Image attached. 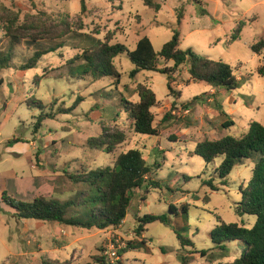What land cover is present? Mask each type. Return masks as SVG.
<instances>
[{
    "label": "rangeland",
    "instance_id": "obj_1",
    "mask_svg": "<svg viewBox=\"0 0 264 264\" xmlns=\"http://www.w3.org/2000/svg\"><path fill=\"white\" fill-rule=\"evenodd\" d=\"M154 1L159 10L143 0H86L87 9L81 12V0H0V264H182L181 256L187 264H229L245 249L244 243L234 241L222 250L211 232L219 217L249 228L255 224V216L237 211L240 186L250 181L255 163L237 165L222 184L215 173L221 158L207 163L195 149L205 139L241 137L252 121L264 124V75L259 71L264 67V47L260 53L252 48L264 40V0ZM41 11L68 15L74 33L60 42L39 44L15 42L6 35L4 26L12 13L23 23L27 14ZM180 12L184 18L179 24ZM242 22L241 38L232 41ZM176 30L182 49L229 63L242 87L211 89L206 82L190 81L188 65H183L173 76L172 92L167 74L142 70L132 76L136 66L127 52L114 60L120 77L81 74L82 53L97 40L120 42L133 51L147 35L160 52ZM52 46L56 48L36 67L22 70L38 49ZM5 56L10 60L3 65ZM159 65L172 67L174 61L159 57ZM140 83L157 95L153 112L158 136L135 133L128 119L123 100L139 101ZM197 96L200 99L189 108L183 106ZM216 102L227 115H221ZM42 113L52 117L34 132ZM229 119L235 124L223 127ZM103 124L127 135L114 153L88 144L90 137L103 132ZM132 148L143 152L152 168L150 177L161 180L162 186L134 189L120 226L85 229L18 215L14 200L33 201L41 195L62 201L75 198L85 186L74 183L71 175L82 167L113 166L120 153ZM210 179L218 190L212 189ZM145 214H165L168 222L147 224L139 235V218ZM179 234L194 245L183 247ZM142 241L140 248L122 252L129 242ZM202 250L208 253L204 256Z\"/></svg>",
    "mask_w": 264,
    "mask_h": 264
},
{
    "label": "trees",
    "instance_id": "obj_2",
    "mask_svg": "<svg viewBox=\"0 0 264 264\" xmlns=\"http://www.w3.org/2000/svg\"><path fill=\"white\" fill-rule=\"evenodd\" d=\"M143 2L150 8L160 9V4L154 0H143ZM86 9V0H81V12L86 11ZM200 10L201 14L208 15L207 10L203 8ZM183 18L184 13L180 12L177 16L179 24ZM19 21V14L12 13L7 17L4 26L6 35L15 42L21 39L32 44H39L42 41L58 40L60 42L74 33L68 15L54 16L46 11H41L36 14H27L23 23H19ZM243 26V22L239 24L232 36V41L241 38ZM263 47L264 40L252 46L257 53H260ZM55 48L56 46L38 49L23 64L22 70L36 67L39 60ZM125 52L128 53L136 66L131 72L132 76H136L142 70L167 74L168 87L172 92L174 91L172 87L173 76L180 72L183 65H188L190 81L206 82L211 87L224 91H233L242 87V79L237 76L233 66L229 63L211 59L191 48L182 49L179 30L175 31L172 39L163 45L160 52L155 50L147 35L139 39L137 47L133 51L120 42L111 44L108 41L97 40L84 49L82 53L85 62L81 74L91 75L94 79L105 76L120 77L114 60L119 54ZM159 57H163L167 61H174V65L172 67H160ZM9 60L5 56L2 59L3 65L7 64ZM259 71L264 75V67L260 68ZM137 93L140 97L139 101L133 102L125 98L123 100L134 132L154 136L160 135V130L155 125L156 117L152 110L158 104L155 91L146 84L140 83L137 86ZM79 99L84 98L80 97ZM199 99L197 96L183 106L189 108ZM216 107L220 110L221 115H227L219 102H216ZM74 108L75 105L71 109ZM51 117V113H42L35 125L34 132H38L43 126L44 120ZM234 124L235 121L229 119L223 123V127H231ZM126 139L127 135L124 130L111 129L104 125L103 132L98 136L90 137L88 144L92 148L114 153L116 148ZM195 153L203 157L207 163L215 162L221 158L215 173L222 180V184L226 183L227 177L237 165L246 160L254 161L255 166L250 181L246 186H240L242 199L237 206V211L240 215L255 216V224L249 228L238 223H227L219 217L218 224L211 232V238L213 243L222 250L226 249V244L229 242L240 241L244 243L245 249L242 254L229 264H264V124L252 121L248 132L241 137L229 135L215 140L205 139L197 144ZM81 170V172L70 176L74 183H81L85 186L77 197L62 201L41 195L33 201L14 200L13 205L18 210V215L26 219L104 230L110 227H118L126 219L134 189L142 188L146 184L148 188L162 186L161 180H154L150 177L152 168L147 163L143 152L138 148L120 153L113 166L97 169L82 167ZM209 184L213 190L219 189V186L214 184L213 179H210ZM183 208L186 210L185 207ZM171 209L175 211L176 208L171 205ZM155 221L168 222V216L165 214H145L139 218L137 233L141 235L147 224ZM179 238L183 247L194 245L191 239L182 234H179ZM142 243L145 241L129 242L128 247L122 249V252L140 248ZM118 253L121 255V251ZM201 253L205 256L208 252L202 250ZM181 261L182 264H187L185 256H181ZM86 264L93 263L88 262Z\"/></svg>",
    "mask_w": 264,
    "mask_h": 264
},
{
    "label": "crops",
    "instance_id": "obj_3",
    "mask_svg": "<svg viewBox=\"0 0 264 264\" xmlns=\"http://www.w3.org/2000/svg\"><path fill=\"white\" fill-rule=\"evenodd\" d=\"M211 89H213V87L211 88ZM216 89V88H215ZM211 91V90H210ZM158 100V99H157ZM153 110V109H152Z\"/></svg>",
    "mask_w": 264,
    "mask_h": 264
},
{
    "label": "built area",
    "instance_id": "obj_4",
    "mask_svg": "<svg viewBox=\"0 0 264 264\" xmlns=\"http://www.w3.org/2000/svg\"><path fill=\"white\" fill-rule=\"evenodd\" d=\"M186 111H188V110H186Z\"/></svg>",
    "mask_w": 264,
    "mask_h": 264
}]
</instances>
